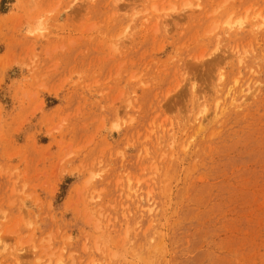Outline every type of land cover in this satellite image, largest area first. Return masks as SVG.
Instances as JSON below:
<instances>
[{"label":"rangeland","instance_id":"rangeland-1","mask_svg":"<svg viewBox=\"0 0 264 264\" xmlns=\"http://www.w3.org/2000/svg\"><path fill=\"white\" fill-rule=\"evenodd\" d=\"M0 237V264H264V0H0Z\"/></svg>","mask_w":264,"mask_h":264},{"label":"bare ground","instance_id":"bare-ground-1","mask_svg":"<svg viewBox=\"0 0 264 264\" xmlns=\"http://www.w3.org/2000/svg\"><path fill=\"white\" fill-rule=\"evenodd\" d=\"M236 23H238V24H242V22H240V21H238V22H236ZM228 24L231 25V23H229V22H228ZM0 238H1V237H0ZM0 240H2V239H0Z\"/></svg>","mask_w":264,"mask_h":264}]
</instances>
